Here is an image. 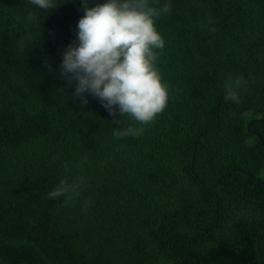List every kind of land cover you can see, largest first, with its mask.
<instances>
[{"label": "trees", "instance_id": "trees-1", "mask_svg": "<svg viewBox=\"0 0 264 264\" xmlns=\"http://www.w3.org/2000/svg\"><path fill=\"white\" fill-rule=\"evenodd\" d=\"M170 3L168 105L119 137L139 125L59 75L80 0H0V264H264V0ZM78 177L79 197L48 198Z\"/></svg>", "mask_w": 264, "mask_h": 264}, {"label": "clouds", "instance_id": "clouds-1", "mask_svg": "<svg viewBox=\"0 0 264 264\" xmlns=\"http://www.w3.org/2000/svg\"><path fill=\"white\" fill-rule=\"evenodd\" d=\"M68 0H29L36 9L50 10ZM84 14L77 22L76 42L63 52L60 76L69 86L75 83L74 95L88 93L99 99L109 112L118 109L139 126L119 130V137H139L170 99L169 85L157 67L159 50L165 39L157 30L156 21L171 10L170 0L162 7L152 0H80ZM29 12L27 20H35ZM240 78L229 79L224 85L225 99L240 103ZM86 103V100H83ZM84 179L60 180L47 195L50 199L79 197Z\"/></svg>", "mask_w": 264, "mask_h": 264}, {"label": "water", "instance_id": "water-1", "mask_svg": "<svg viewBox=\"0 0 264 264\" xmlns=\"http://www.w3.org/2000/svg\"><path fill=\"white\" fill-rule=\"evenodd\" d=\"M247 129H248L250 132H252V133H253V134H254V135H255L260 141H262V139H261L259 133L255 132V131H253V130H250L249 124L247 125ZM250 176H251V175H250ZM254 179L257 180V181H260V182L264 183V180H262V179H259V178H257V177H254ZM256 248H257V251H258L259 260H261V259H260V255H259L258 239H257V238H256ZM260 264H262V263L260 262Z\"/></svg>", "mask_w": 264, "mask_h": 264}, {"label": "rangeland", "instance_id": "rangeland-1", "mask_svg": "<svg viewBox=\"0 0 264 264\" xmlns=\"http://www.w3.org/2000/svg\"><path fill=\"white\" fill-rule=\"evenodd\" d=\"M251 134V133H250Z\"/></svg>", "mask_w": 264, "mask_h": 264}]
</instances>
